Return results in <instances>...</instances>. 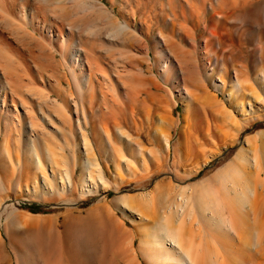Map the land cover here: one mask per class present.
Segmentation results:
<instances>
[{"label": "rangeland", "instance_id": "374dc122", "mask_svg": "<svg viewBox=\"0 0 264 264\" xmlns=\"http://www.w3.org/2000/svg\"><path fill=\"white\" fill-rule=\"evenodd\" d=\"M24 1L26 3V0H15V2L14 0H6L5 3L4 0V5L9 7L7 9H10V11L13 10L12 14L14 17H12V14L9 15L10 12H8L9 14L7 13L8 10L6 7V11L0 9V60L3 61V63L0 61V63H2L0 66V74L5 73L7 69V72L12 73L14 72L13 70L12 72L10 71L12 68L15 72L18 70V74L23 73V75L20 76H24L26 72H29L27 73L28 75H26L27 79L25 77L22 79H26L27 81L30 79L29 82L33 85L29 83V85L31 84L32 86L30 85L24 88L26 85L22 84L21 87L23 88L21 89L19 87L20 91L18 90L21 94L19 93V97L17 96V98L15 96V98L21 102L20 99L22 97H24V100L27 97V100H25L26 103H29L28 105L32 104L31 106L36 112V114L35 112L34 114L35 116L37 115L36 120L46 131L48 129H54L55 126L61 127L62 125L55 109L52 105L50 107L51 110L48 109L45 102H48L50 106L51 103L46 100L47 98L52 100L57 98L61 100L59 91L63 89L65 91V93H63L67 96L69 95L68 100H71L69 108L66 109V113L70 116V122L67 121L66 124H64V132H59V130H57L58 132H55V134L53 133V137L55 138L51 139L53 140L52 143L50 142L51 144L49 142L46 144L42 139H39L37 145L33 146L30 142L29 135L26 136V134L22 135L19 139L17 137V139H12L13 141L10 147L12 158L16 159L17 154H19L20 158L33 157L35 147L39 153L46 157L47 147L57 152V155H52L54 157H58V153L64 151L65 154H67V162L69 161L66 164L69 169L66 168L72 170L69 171L70 173L72 172L73 181H71V183L73 182L75 186L70 183L65 187H61L63 185L60 184L61 186H59V188L54 189H50L43 184L35 187L33 184L29 183L28 179L25 177L19 183L15 181L16 177L11 178L12 181L5 182L7 187L4 184L5 189L3 188L0 190V197L2 198L0 203L2 201L6 202V209L2 212L0 211V230L4 234L7 243L6 249L3 252L6 253V256H1L2 254L0 253L2 257L0 258V264H25V262H27L26 264H30L33 261V264H40L41 261H43V264H51L53 262L57 264H122V255L118 249L119 236L118 232L114 231V227L116 226L115 222L113 221L114 224H111L112 220L109 218V210L110 212L111 210L114 211V213H112L115 217L121 222H124V227H122V229L120 228L126 234V236L123 237H126L127 240L134 239L132 250L135 263L150 264L141 252V237L143 231H154L152 228V225L155 223L153 222L154 220L162 222V219L152 212V208L148 207L153 206L152 204H148V202L152 200L150 202L152 203L157 200V196L154 194L152 197H146L142 194L143 192H154L158 189L162 193L164 190L163 194H166V197L176 196L181 192L193 195L195 193L194 190H198L199 187L203 186V184H205L204 181L208 179V177L210 178L215 175L232 161H235L236 165H239L245 174L249 175L253 173V179L256 180L257 175L255 176L254 174V170L256 169L254 165H248L245 161L237 159V157L241 156V154L244 155V151H241L244 144L247 145V138H251L252 142H255L252 143L250 141V143L264 147V77H259V71L255 64V47L257 45L261 47V49H259V54L264 52V0H225L228 3V8L224 9L225 11H222V13L229 14L230 16L228 19L223 18L220 25L219 23L217 24V31L220 38L224 41L225 50H228L225 51V54L228 56L227 62L223 61L221 57L223 52L220 50L217 52V55L210 51H204L208 43V31L213 26V18L211 17L212 6L213 4H217L219 0H201L206 3L204 7L207 9L200 14L201 23L196 14L191 15L190 19L187 20L181 12L182 9L184 11L187 9L185 13L191 14V4L197 5L199 10L202 11L200 9L201 5H198L200 4V0H189L188 3H186L188 0H185L186 2L184 1V3H182L183 0H178L180 14L174 28L170 23L172 14L168 12L170 9L168 8L167 0H113L114 2L112 0H96V2L95 0H80L79 4L77 0H35L37 4L35 1L32 2L33 0H28L30 3L29 5L35 7L36 10H34L37 11L39 17H43V11H46L43 20L45 18L47 26L58 33V29L60 30L59 26L62 24L61 31L65 33L64 36L67 33L69 34V29L72 28L76 37H82V40H86V45L91 50H89L91 56L93 57L97 54L94 57H97L98 60L97 58H95L96 61H94L95 59L92 60L96 62V64L92 63V67L96 65L94 71L97 72L96 74L100 78L96 97L97 102L98 104L100 102L102 103L100 89L103 88L102 91L107 93L109 103L112 104L114 109L116 108L114 112L117 113V115L115 114L116 121L119 123L116 124V121L112 119L108 121L112 139L111 142L113 147H116L115 151L111 148L112 146L110 145L111 143L108 137L109 134L105 132L104 126H102L103 123L100 121L101 119L97 118L100 113L99 111L106 110L105 107L102 106L104 104L102 103L100 108L97 106L94 108L97 111L95 120L98 123L96 126L98 136L100 135L98 140L96 137L94 138L95 127H92L90 123H88V120H91L89 96L86 95L88 98L85 97V99H78L77 90L73 85L74 82L72 83L73 78L71 76V69L73 65H71L69 61L64 62L58 50L60 39L52 38L48 32H44L37 26V21L32 20L34 24H30L32 23L28 20L30 19V6L25 4L28 7L23 6V8H21L22 5H20ZM92 1H94L95 4ZM149 1H151V3ZM161 1H164V8H166V14L164 16L161 10ZM12 2H14V4L18 3L13 7V5H11L13 4ZM88 2L92 4L91 9ZM153 3L154 5L156 4L158 12L155 7L154 9L150 7ZM189 3L191 4L189 5ZM40 7L43 8L39 11ZM108 12H112L113 14L111 13L112 15H109ZM94 14L95 18L93 17ZM97 14L101 16L98 15L97 17ZM103 14L105 15L102 16ZM19 15H21V17ZM234 17H236V19ZM91 18L93 21H91ZM112 19L114 21H128L129 24L132 23L129 29V32L133 31L129 33L131 35L128 33V35L121 33L114 39L108 36L106 30L107 32L111 30L113 23L110 21H113ZM40 20L42 19L40 18ZM177 21L182 25L179 26ZM182 22L185 24L183 25ZM48 23L50 24L48 25ZM21 24L23 27H21ZM161 25L165 27L163 28ZM185 25L187 27H185ZM178 26L180 29H178ZM149 27L150 30H152L150 31L151 36L148 40V48L146 46L147 42L144 40L145 37L149 36H146ZM192 27H194V29ZM36 28L40 29L41 32ZM184 28H186L188 32ZM27 29H30V31ZM24 33H26V35ZM172 33L175 37L172 36ZM27 35L31 36L30 39L32 42L28 39L29 37H27ZM164 35H169L172 39L174 38L177 42L175 45H178L176 49L185 52L188 51L185 55L189 57L186 58L190 63L194 64L195 69L192 74L191 72H187V74L183 73L179 64L176 65V70L166 65L163 54L161 55L157 47H155V45L160 47L159 42L163 41ZM129 36L131 39L128 38ZM132 36L137 38V42ZM25 37L29 41H27ZM34 38L36 42L39 40L46 43L41 44V42H39L41 46L45 44V46H43V48H45L42 49V51H39L41 49H38L36 46V49L33 48L36 44V42L34 43ZM142 39L143 43H141ZM25 43L30 44L31 47H29L33 50L35 49L36 52L39 51L42 53L45 52L46 49V54H52L36 58L40 53H33L35 52L34 50L32 53L30 52L32 54L31 58V56H29V51L31 50L27 47L28 44L26 45ZM32 43H34L33 46ZM39 43L36 45L38 46ZM228 47H230V49ZM231 55L234 58L231 57ZM42 57L44 58L43 66L39 64L42 61L41 59H43ZM51 57L54 60L51 59ZM34 59L37 60L36 62L39 66L36 65ZM99 62L101 64H99ZM54 63L55 66L52 65ZM99 67H103V70L100 71ZM4 68H6V70ZM235 68L239 70L243 69V72L240 70L242 73L240 79L242 80L247 73L245 76L246 79L248 77L249 81L245 83L244 78L242 83L239 79V82L243 84V86H235V81L237 80L234 71ZM23 69L29 71L25 72ZM1 70L4 72H1ZM87 70H89V68ZM20 71L23 72L20 73ZM105 71L108 72L106 73ZM77 74L79 75V72H77ZM17 77L19 78V76ZM62 77L65 78V82L62 84L61 88L60 84L57 85V80ZM219 78H223L225 83L223 84V81ZM129 79H135V81L132 80L135 84L129 81ZM259 79L260 81H258ZM108 83L111 86H108ZM249 87L253 88L249 89ZM105 89H108L107 92ZM234 90L237 94H231ZM115 95L118 98L115 97ZM114 98L117 100L119 99L118 102L115 101L116 104L115 102L113 103ZM73 99L77 100L78 107L81 111V125L77 121ZM79 100H82V103ZM41 107L43 112L39 111ZM83 109L86 113L83 112ZM118 109H121L120 111L123 112L121 113ZM120 120L122 122H120ZM52 123H54V126L51 125ZM120 125L123 127L120 128ZM120 130L123 131L124 135L123 133L121 134ZM83 132L91 139V143L89 144L92 145L91 148H88V150L90 149L89 151L85 149ZM168 137L170 139H168ZM166 138L168 139L169 146L167 145ZM61 146L63 148L65 147V149ZM100 147L103 148L101 153L99 150ZM120 148L123 150L121 149V151ZM116 151L119 152L117 153ZM87 152H89V154H87ZM35 155L36 154H34V156ZM57 157L56 159H58ZM263 158L264 156H262L263 183L261 184L262 187H259V190L264 188ZM4 159L6 171L8 169L11 171L9 166L10 160L6 151L4 152ZM56 159L54 158V160ZM127 160L130 162L129 168L126 166ZM96 162H98V165L95 164ZM99 168L100 172H102L101 179H99ZM88 170L92 171L94 180H92L93 177L90 178V172ZM82 178L84 180H82ZM105 180H108V182L106 181L108 185L104 183ZM85 181L86 183H84ZM96 182L98 183L96 184ZM104 184H106L107 187H104ZM183 188H185V190ZM120 195L126 196L129 204L131 203V205H134L138 211L140 209L146 218L143 220L129 213L127 209L124 208V203L122 199L119 198ZM103 204L106 207L100 208ZM109 206L110 209H108ZM14 212L20 216L21 214L22 216L26 214L32 215V219L37 217L38 221L36 222L35 219H29L28 223L30 224L28 226V224L22 220V225H26H23L25 229L23 235H21L22 225L21 223L17 224V222L13 220L12 214ZM109 219L111 222H109ZM38 222L42 223L41 226ZM7 223L9 224V233L5 232V228L8 226ZM111 225H113V227ZM36 226H43L42 229L44 228L42 233H40L41 231L38 233V236L36 235L37 233H35L37 231L35 229L38 228ZM76 226H78V228L80 227L79 233L83 234L77 238V234H74V227ZM104 227L107 231L103 229ZM123 228H126V230ZM260 236L261 238L263 237L264 241V234L260 233ZM35 239L42 241V244H39L40 247L39 245L32 248L28 247L26 242L34 241ZM98 239L102 240L99 241ZM60 240L72 241L73 243L76 240V243L77 241L80 243V245L76 244L78 248H75L77 253L80 251V253L76 255L78 257L77 262L64 248H60V250L63 249L62 252L65 254L60 253L61 251L59 250V254H62L59 257L61 260L57 258L59 254L56 258H52L56 256L52 253V256L51 254L50 257L47 256L50 252L48 253L49 250L46 248V245L51 242L55 243V241L59 244ZM104 240L105 242H101ZM107 243H109V247ZM112 244H114V246ZM18 254L22 257L25 256L27 258H25L26 261L22 262ZM35 259L38 260L35 261ZM52 259H57L61 262L59 263Z\"/></svg>", "mask_w": 264, "mask_h": 264}, {"label": "bare ground", "instance_id": "6f19581e", "mask_svg": "<svg viewBox=\"0 0 264 264\" xmlns=\"http://www.w3.org/2000/svg\"><path fill=\"white\" fill-rule=\"evenodd\" d=\"M11 1H13V0H11ZM34 1L35 0H33L32 2H34ZM46 1H48V0H46ZM140 1H142V0H140ZM164 1L163 2L161 1V4H160L161 8H162L161 10H162L163 16L166 14L165 13L166 8H164V5H165ZM167 1H168V3H167L168 8L170 9L168 12H170V14H172L171 15L172 17L170 18V23H171V26L174 28L175 25H176V20H177L179 14H180L179 9H178V7H179L178 0H167ZM184 1L185 0H183L182 3H184ZM202 1L200 0V4H198V5H201L202 8L200 7V9L202 11L199 10L197 5L191 4V3H189V5L191 4V10H190L191 14L190 13H185V11L187 9L185 11L183 9L181 10V12L184 14V17L187 20L190 19L191 15H193V14L195 15L196 14L197 17L199 18V21H200V17H201L200 14L207 10L204 7V6H206V3L202 2ZM14 2H15V0H14ZM14 2H12L13 4H11V5H13V7L16 6V4L18 3L17 2L16 4H14ZM77 2L79 4L80 0L79 1L77 0ZM92 2L94 3V1H92ZM95 2H96V0H95ZM149 2L151 3V1H149ZM188 2H189V0L186 3H188ZM194 2H196V1H194ZM194 2H192V3H194ZM201 2H202V4H201ZM5 3H6V0H5ZM35 3L37 4L36 1H35ZM86 3H87V1H86ZM158 3H159V1H158ZM19 4H20V2H19ZM25 4L29 5L30 3H29L28 0H26V3L24 1L23 3L20 4V5H22L21 8H23V6L28 7ZM140 4H141V2H140ZM140 4H138V5H140ZM8 5H10V4H8ZM29 6H30V10H29L30 12L29 11L28 12L30 13V19H28V20H30L32 22L30 24H34V22L32 20H35V21L38 22L37 26L39 28H41L44 32L45 31L48 32L49 35L52 38H59L60 39L58 50H59V52L61 54V57L64 60V62L69 61L70 64L73 65V68L71 69V76L73 78L72 79V83L74 82L73 85L75 86V88L77 90L76 92H77L78 99H82V98L85 99L86 95L89 96V101H90L89 106H90L91 120L89 119L88 123H90V125L92 127H95L94 128L95 129L94 138L96 137V139H98V140H99L100 135L98 136V132L96 130V126L98 125V123L95 120L97 111L94 108L96 106L100 108L101 104L102 103L104 104L102 106L105 107L106 110L99 111L100 113H99L97 118L101 119L100 121H102V123H103L102 126H104L105 132L109 134L108 137L110 139V141H109L111 143L110 145L112 146L111 148H113V150L115 151L116 147H113L112 142H111L112 139H111V134H110L108 121H110L111 119L116 121L117 113L114 112V110H116V108L114 109L112 104L109 103L108 97H107V93L102 91L103 88L100 89L101 90L102 103L100 102L98 104L97 98H96L97 97V90H98V87H99L98 86V82H100V80H99L100 78H99V76H97V74H96L97 72L94 71L96 65H95V67L93 66L94 68L92 67V63L96 64V62H93L92 60L97 58V57H94L97 54H95V55L93 54L94 55L93 57L91 56V52H90L91 50L86 45V40H82V37H76L74 32H73L74 30L72 28L69 29V34L67 33L64 36L65 33H63V31H61L62 24H60L61 25V26H59L60 30L58 29L59 32L56 33V31H54V29H52L49 26H47V22L45 21V18L43 20V17L45 15L46 11H43V13H44L43 17H39L37 11H35L36 10L35 7L33 5H29ZM89 6H90V9H91L92 8L91 7L92 4L89 3ZM104 6H106V5H104ZM5 7L6 6L4 5V0H0V9L3 10V11H6V9L9 8L7 6L6 9H5ZM86 7H87V5H86ZM94 7H95V5H94ZM145 7H146V5H145ZM150 7H152L153 9L155 7V9H156V4L154 5V3H153ZM42 8L40 7L39 11ZM182 8H184V7H182ZM227 8H228V3L225 0H219L217 2V4H213L211 17L213 18V26L214 27L212 26V28L208 31L209 32L208 43H207V46H206V50H204V51H207V52L210 51V52H212L214 54L216 53V55H217V52L220 50L221 52H223L221 57L223 58L224 62L228 61V56L225 54V51H228V50H225L224 41L219 36V33L217 31L218 30L217 24L219 23V25H220L222 23V19L223 18L224 19L225 18L228 19V17L230 16L229 14L222 13V11H225L224 9H227ZM15 9H16V7H15ZM11 10H12V8H11ZM102 10H104V9H102ZM145 10H147V9H145ZM12 11H10V9H9L7 11V13L10 12V14L9 13L8 14L11 15ZM156 11H157V9H156ZM99 12H97V13H99ZM14 13H15V11H14ZM111 13H109V15ZM91 14H92V12H91ZM151 14H150V16H151ZM41 15H42V12H41ZM98 15H100V14H97V17H98ZM104 15L105 14H103L102 16H104ZM19 16L21 17V15H19ZM23 16H24V12H23ZM152 16H153V14H152ZM12 17H14L13 14H12ZM93 17L95 18V14L93 15ZM40 18L42 20H40ZM234 18L236 19V17H234ZM15 19H16V17H15ZM46 19L50 20L48 18H46ZM237 19H238V16H237ZM165 20H166V18H165ZM91 21H93L92 18H91ZM113 21H110V22L113 23V25L111 27V30H109V32H107V30H106V33L112 39L116 38L118 34H121V33H124V34L128 33L129 34V33L133 32V31L129 32L130 31L129 29L131 28V26H132L131 24L132 23L129 24L128 21H117V20L114 21V22ZM160 22H161V20H160ZM182 23H183V25L185 24L184 22H182ZM200 23H201V21H200ZM49 24L50 23H48V25ZM177 24H179L178 21H177ZM180 25H182V24H179V26ZM179 26H178V29H180ZM197 26H199V25H197ZM21 27H23L22 24H21ZM72 27H73V25H72ZM185 27H187V26L185 25ZM34 28H35V26H34ZM192 28L194 29V27H192ZM32 29H33V27H32ZM74 29H76V28H74ZM107 29H110V28H107ZM184 29L186 30V28H184ZM37 30L40 31V29H37ZM151 30H150V27H149V31L147 32V35H146V36H148V35L149 36L145 37V40H144V41L147 42L146 43L147 47L149 45L148 44V42H149L148 40L150 39L149 37L151 36L150 35V31ZM25 31H26V29H25ZM28 31H30V29ZM167 32H170V31H167ZM31 33H32V31H31ZM24 34L26 35V33H24ZM29 35H27V37H29L28 39L31 40L30 39L31 36H29ZM129 35H131V34H129ZM188 35H190V34H188ZM122 36H124V35H122ZM122 36H121V38H122ZM172 36H173V33H172ZM32 37H33V35H32ZM40 37H41V35H40ZM173 37H175V36H173ZM128 38L131 39L130 36ZM133 38H135V37H133ZM25 39H26V37H25ZM28 39H26V40L29 41ZM49 39H50V37H49ZM125 39H127V38H125ZM138 39H140V38H138ZM136 40H137V38H135V41ZM162 40L163 41L159 42L160 43V47H158L157 45H155V47H157V49H158V51H159V53L161 55L163 54L164 62H166V65L167 66L169 65L170 68H172L173 70H176V68H177L176 65L179 64L181 66L180 69H181V71L183 73L187 74V72H191V74H192V72H194L195 69H194V64L190 63V61L186 58V57H189L188 55L187 56L185 55L188 51L185 52V51H181V50L176 49L178 45L176 46L175 44L177 42L174 40V38L172 39L171 36L169 37V35L168 36L164 35ZM31 42H32V40H31ZM31 42H30V44H31ZM35 42H36V40L34 38V43ZM39 42H41V44L45 43V42H42V41L38 40L36 42V44H38ZM28 43H25V44L27 45ZM34 43H32V46L34 45ZM141 43H143V39H142ZM30 44H28L27 47H29V46L31 47ZM36 44L34 45L33 48H35V46H36L38 49H41L39 51H42V49L45 48V47L43 48V46H45L46 43L44 45H42V46L39 43L41 48L39 47V45L37 46ZM228 48L230 49V47H228ZM255 48H256L255 49V53H256V62H255V64H256V67H257V69L259 71V73H258V71H257V73L259 74L260 78H263L264 77V52H261L259 54V49H261V47L259 45H257ZM29 50H31V51H29V53L30 52L32 53V51H34L31 48ZM147 50H146V52H147ZM233 50H234V47H233ZM39 51L36 52V50H35V52H33V53L39 54L40 53ZM45 52H46V49H45ZM45 52L40 53V55L36 56V58H39V57L44 56V55L47 56V54L48 55L52 54V53H47L46 54ZM155 52H157V51H155ZM231 52H232V49H231ZM31 53L29 54V56L32 55ZM54 55H55V53H54ZM52 57H51V59L54 58V57L53 58ZM231 57H233V56L231 55ZM31 58H32V56H31ZM190 58H191V56H190ZM40 59H39V61H40ZM41 60L43 62L41 61L42 63L40 62L39 64L42 65L44 63V58L41 59ZM97 60H98V58H97ZM0 61H2V60H0ZM36 61L37 60L34 59V62L36 63V65H38V63ZM94 61H96V59ZM234 61H235V59H234ZM238 61H239V59H238ZM46 62H47V60H46ZM2 63H3V61H2ZM2 63H0V66L2 65ZM55 63H56V61H55ZM55 63L52 64V65L55 66ZM57 63H59V62H57ZM99 64H101V63L99 62ZM86 65L89 66V67H87ZM5 66H7V65H5ZM76 67H78V68H76ZM8 68H10V67H8ZM88 68H89V70H87ZM244 68H245V66H244ZM1 69H2V67H1ZM4 69L6 70V68H4ZM7 70H6L5 73L0 74V190L3 189V188L5 189V187H4L5 182L6 181H10V180L12 181L11 178H14V177H16L15 181H17V183L21 182V180L25 177V178L28 179V182L33 184V186H35V187L37 185H40V184H43L44 186H46V187H48L50 189L59 188V186H61V185H63L61 187L67 186L73 180H72V174H71L72 172L71 173L69 172V171H72V170H68L69 167H67V165H66L69 161L67 162V160H68V158L66 157L67 154H65L64 151L59 152L58 153L59 156L58 157L56 156L58 159H56V157H54L52 155H54V154L57 155V152H55L51 148L47 147L48 146L47 145L46 146L47 147L46 148L47 149V157L44 156L43 154L39 153L36 150L37 148L35 147V152L33 153V157L20 158L19 154H17L16 157L18 159L17 158L13 159L10 147H11V143L13 141L12 139H17V138L19 139L24 134H26V136L29 135L30 142H31V144L33 146L37 145L39 139H42V141L46 142V144H48V142L52 143L53 140H51V139L55 138V137H53V133L55 134V132H58L57 130H59V132L60 131L64 132L65 131L64 124H66V122L70 120V116H68L69 114L66 113V109L69 108L70 101H71V100L70 101L68 100V96L69 95L68 96L65 95L64 94L65 91L63 89H61V91H59L61 100L60 99L58 100L57 98L55 100H52V99L47 98V97H50V96L46 97L47 98L46 100L49 101V103H51L50 106H49L48 102H45V104L47 105L48 109H50V107L52 105V107L55 109V112L59 116V120L62 123L61 127L60 126L59 127L55 126L54 129H48L46 131V129H44L41 125H39L40 123H38V121L36 120L37 119V117H36L37 115L35 116L36 112H35L34 108L31 106L32 104L28 105L29 103L28 104L26 103L25 100H27V97L24 100L23 99L24 97L21 98V95H20V98H21L20 101L21 102H19L15 98V96L19 97V95H18L20 93L19 92L20 91L19 87L22 89L23 88V87H21L22 84L26 85V86H24V88H27V87H29L32 84L31 82H29L30 79H28V81L26 80L27 79L26 75H28L27 73H29V72H26V71H29V70H27V69L24 70L23 69V71L26 72L24 74V76H20V75H23V73H22L23 71L22 72L20 71V73H22V74H18L17 72H19V71L16 70V72H15V70L13 68L11 70L9 69L11 72H12V70L14 71L12 73L7 72ZM101 70H103V67L100 68V71ZM240 70H242V72H243V69H240ZM240 70L237 69V68L234 69L235 74H236L235 76L237 78V80L235 81V86H237V85L238 86L239 85L243 86V84H241L239 82V79L242 76V73L240 72ZM2 71L3 70H1V72ZM77 72H79V75L77 74ZM13 73H14V75H13ZM106 73H104V74L107 75ZM245 75H244L245 80H244V78H243V80L246 83V81H249V80H248V77L246 79ZM17 76H19V78ZM194 76H195V74H194ZM24 77L26 78L25 80L22 79ZM139 78H140V76H139ZM219 79L221 81H223V84L225 83L223 78H219ZM132 80L135 81V79H132ZM132 80L129 79V81H132ZM142 80L143 79L141 78V81ZM240 80L243 83V80L242 79H240ZM57 81H58L57 85L60 84L61 88H62V84L65 82V78H63V77L61 79L59 78V80H57ZM107 81H105V82H107ZM258 81H260V79ZM140 82H138V83H140ZM144 82H146V81H144ZM29 83H31V84L29 85ZM109 83L107 85L111 86V85H109ZM133 83L135 84V82H133ZM101 84H102V82H101ZM246 86L248 87L247 84H246ZM251 88H253V87H251ZM251 88L249 87V89H251ZM107 90H106V92H107ZM131 92H133V91H131ZM108 93H109V91H108ZM233 93L237 94V92L235 90L231 94H233ZM43 97H45V96H43ZM115 97H117V96L115 95ZM86 98H88V97H86ZM135 99H137V98H135ZM73 100H74V103H75L74 104V109H75V113L77 115V121L80 124V112L81 111H80V109L78 107L77 100H75V99H73ZM118 100L116 98H114L113 103L115 101L118 102ZM28 101H30V100H28ZM116 102H115V104H116ZM134 102H135V100H134ZM119 106H120V104H119ZM251 106H252V103H251ZM103 107H102V109H103ZM121 108H122V106H121ZM43 109H44V107H43ZM124 109H125V107H124ZM118 110L120 111L121 109H118ZM132 110H133V108H132ZM39 111L43 112L42 107H41V109ZM34 112H35V114H34ZM83 112L86 113L84 109H83ZM92 116H93V120H92ZM118 116H120V115H118ZM47 117H46V119H47ZM48 120H49V118H48ZM85 120H86V117H85ZM49 122H50V120H49ZM120 122H122V121L120 120ZM115 123L119 124L118 121H116ZM51 125L54 126V123H52ZM113 125H114V123H113ZM44 127H46V126H44ZM122 127L123 126H121L120 128H122ZM122 133H123V131H121V134ZM15 135H18V136H15ZM82 135H83V140H84V143H85V146H86L85 149L88 150V148H91V145H92V144L91 145L89 144V143H91V139L84 132L82 133ZM123 135H124V133H123ZM14 136H15V138H14ZM29 137H27V138H29ZM168 139H170V138L168 137ZM168 139L166 138L167 145L169 146ZM250 141L252 142L251 138H247L246 139V144L247 145L244 144V147H243V149L241 151V152L244 151V155L241 154V156L237 157V159H241V160L245 161L248 165H250V164L254 165V167L256 168L254 170L255 171L254 174H255V176L257 175L256 180L253 179V177H254L253 173H251L249 175L245 174L243 172V170L239 167V165L237 166L236 162L232 161L225 168H222L221 170H219L215 175L211 176L210 178L208 177V179H206L204 181L205 184H203V186L199 187L198 190H194L195 193L193 195H188L185 192H181V193H179V195H176V196L173 195V196H167L166 197V194H163L164 190H163V193H162L157 188H156L157 190L154 191V192L153 191H149V192L147 191V192H143L142 193L146 197H148V196L152 197L154 194L157 196V200L153 201L152 203H150L152 200L150 202H148V204H152L153 206L152 207L148 206V207L152 208V210H153L152 212L155 215L160 216L159 218L162 219V222L161 221L157 222V221L154 220L153 222H155V223L152 225V228L154 229V231H152V232L143 231V234H142V237H141L140 249H141V252L143 253V255L145 256L146 260L150 264H264V241H263V237L261 238V236H260V233L264 234V192H263L264 188L262 190H259V187L263 183V179H262V176H263L262 156H264V151H263L264 147L263 146H256V145L252 144L254 141L252 143H250ZM92 143H93V141H92ZM63 149H65V147ZM93 149H94V147H93ZM121 149L122 148H120V150ZM38 150H40V149H38ZM99 150H100V153H101L103 148L100 147ZM5 151L8 153V156H9V160H10V165L9 166L11 168V171H9V169L6 171V169H5L6 168V163H5V159L6 158L4 159V152ZM91 151H92V149H91ZM121 153H120V155H121ZM34 154H36V155L34 156ZM87 154H89V152H87ZM52 157H53V159H52ZM54 158L56 160H54ZM78 163L80 164L79 160H78ZM87 164H88V161H87ZM95 164L98 165V162H96ZM126 166H127V168L130 167L129 160L126 161ZM88 171L90 172L89 173L90 178L93 177L92 180H94V176L92 174V171L91 170H88ZM98 173L100 174V175L98 174L100 176L99 179H101V177H102L101 173L102 172H100V168L98 170ZM82 180H84V179L82 178ZM100 181H102V180H100ZM106 181L108 182V180H105L104 183H107ZM9 183H12V182H9ZM84 183H86V181ZM97 183L98 182H96V184ZM71 184H73V182ZM107 185H108V183H107ZM107 185L104 184V187L105 186L107 187ZM200 185H198V186H200ZM9 186H11V185H9ZM6 187H7V185H6ZM183 189L185 190V188H183ZM183 189H181V190H183ZM125 197L126 196H122V195L119 196V198L122 199V201L124 203V208L127 209V211L129 213H131L132 215L137 216L140 219L144 220V218H146V216L140 211V209L138 211V210H136L137 208L134 205H131V203L129 204V202L127 201V197L126 198ZM0 200H2L1 197H0ZM103 207L105 208L106 206L104 204H103V206H100V208H103ZM142 207H144V206H142ZM5 209H6V202L2 201L0 203V211L2 212ZM108 209H110V206H109ZM112 212L114 213V211L111 210V212H110V210H109L110 217L109 216L108 217L111 218V220H112L111 224H114V222L116 224V226L114 227L115 228L114 231L118 232V236H119L118 249H119V251H120V253L122 255V264H136L135 260H134L135 258L133 256V250H132V245L134 244V239L127 240L126 237H123V236H126V234L123 232V230H121L122 227H124V222H121L120 220H118ZM100 213H104V212H100ZM12 218H13V220L15 222H17V224L21 223V225H22V220H24L25 223H27L28 226H29L30 223H28V220L32 219V215H27L26 214V215L22 216V214H21V216H20L16 212H14L12 214ZM34 219L36 220V222L38 221L37 217L33 218L32 220H34ZM100 219H101V217H100ZM39 220H41V219H39ZM109 222H111L110 219H109ZM41 224L42 223L40 222L39 225L41 226ZM23 225H26V224H23ZM23 225H22V228H21V232L19 231L21 235H23L24 229H25V227H23ZM40 226H36L38 228L35 227L36 228L35 230H37L35 232V233H37L36 234L37 236L39 235L38 233L40 231H41L40 233H42V230L44 229V228L42 229V227L44 225L42 227H40ZM111 226L113 227V225H111ZM105 227L103 229H106ZM74 228H75L74 234H77L76 238L81 236V235H83V234L79 233L80 227L78 228V226H76ZM123 229L126 230V228H123ZM8 230H9V224H8V226H6L5 232L9 233ZM32 230H33V227H32ZM106 231H107V229H106ZM112 235H113V233H112ZM130 235H131V233H130ZM104 236H105V234H104ZM102 238H105V237H102ZM67 240H69V239H67ZM100 240H102V239H100ZM105 240H107V239H105ZM105 240L101 241V242H105ZM60 241H61V243H60ZM60 241H59V244L56 243V241H55V243L54 242H51L50 244L47 243L48 245H46V248L49 250L48 253L50 252L47 256L50 257V254L52 253L53 255H56L55 257L53 256L52 258H56L57 255L59 254L60 248H64L67 251V253L70 256L72 255L73 259L77 262L78 261V257L76 255L79 254L80 251H79V253H77L75 248H78V246H76V244L80 245V243L78 241L76 243V240H75L74 243L72 241H64V240H63L64 242L62 240H60ZM88 241H90V240H88ZM41 242H42L41 240L35 239L34 241L26 242V244L28 245V247L32 248L34 246L36 247V245L38 246L39 244H42ZM93 242H94V240H93ZM6 243L7 242L5 241V236L2 233V231L0 230V253L2 254L1 256H6V253H3L4 250L6 249ZM107 244H108L107 246L109 247V243H107ZM105 245H106V243H105ZM112 245L114 246V244H112ZM43 246H42V248H43ZM81 246H82V244H81ZM39 247H40V245H39ZM108 247H107V249H108ZM14 248H15V246H14ZM82 248H83V246H82ZM62 250H60L61 251L60 253H63ZM52 254H51V256H52ZM63 254H65V253H63ZM60 255H62V254L58 255V257H57L58 259H59ZM1 256H0V258H2ZM18 256L21 257L20 259L22 260V262L26 261L25 260V258H26L25 256L22 257L20 254H18ZM33 260H34V258H33ZM36 260H38V259H35V261ZM52 260L58 261L59 263L61 262V261H59L61 259H59V260L52 259ZM33 262L30 263V264H33ZM42 262L43 261H41V263ZM26 263L27 262H25V264ZM54 263L57 264L56 262H53L51 264H54Z\"/></svg>", "mask_w": 264, "mask_h": 264}]
</instances>
